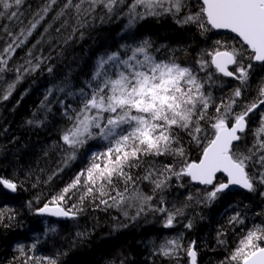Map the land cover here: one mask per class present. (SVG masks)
Instances as JSON below:
<instances>
[{
	"label": "trees",
	"instance_id": "trees-1",
	"mask_svg": "<svg viewBox=\"0 0 264 264\" xmlns=\"http://www.w3.org/2000/svg\"><path fill=\"white\" fill-rule=\"evenodd\" d=\"M133 2L119 0L109 11L103 4L91 5V0L83 3L72 0L68 7H65L68 0H55V3L21 0L18 6L7 10L16 12L15 17L0 16V56L7 61V70L0 73V177L13 179L19 185L16 192L0 186V211L5 213L0 220V264H25L20 245L29 258L63 253L60 264H120L121 260L124 264H190L183 249L179 257H164L158 251L165 239L181 234L185 247L191 241L196 242L198 264H221L249 229L264 225V185L257 184L255 192L231 190L207 203L202 194H196L197 188L203 193V186L189 183L187 178L177 182L175 177L171 186L163 193L157 192L152 201L153 208L160 206L159 197L163 195L164 206L169 210L173 205L183 207V215L170 228L164 227L166 214L149 210L147 206L136 216L135 206L97 207L98 201L93 203L88 199L82 205L83 212L75 219L57 221L37 215L36 209L87 165L92 152L104 151L107 146L106 141L89 140L77 150L76 159L65 166L68 149L61 136L71 122L64 112L68 109V115H72L71 110L80 107V90L89 92V83L95 87L92 74L100 57L119 52L126 59L131 53L126 55L122 46L135 47L148 40L150 52L158 60L175 58L195 69L201 51L210 50L214 41L238 44V38L231 33L211 30L201 34L195 24L176 23L189 12L198 11L201 0H186L187 7L175 17L171 14L146 16L129 26V7ZM46 6L49 10L44 14L42 10ZM143 11L142 6L136 9V12ZM0 12L6 10L0 6ZM41 15L43 19L32 34L26 39L20 36L16 40L19 46L13 45L15 51L5 53L4 48L13 43L21 30L26 33ZM37 64L39 67H35ZM17 68L19 72L15 71ZM262 80L264 66L254 62L249 87L242 90L244 103L255 99ZM12 83L15 88L5 100L2 97ZM221 83L223 87L210 89L214 96L225 95L239 85L228 77L222 78ZM263 111L264 105L250 114L249 131L240 142L242 151L252 147V130L259 126ZM179 136L185 147H189L187 136L183 132ZM198 152L192 146L190 158H196ZM172 159L170 156L146 157L140 168L132 169V174L134 178L142 177L148 167L167 164ZM255 170L264 169L255 163ZM219 176L224 179L223 175ZM139 187L152 194L149 181H139ZM190 194L194 199L186 201ZM76 202L77 197L73 196L69 205ZM237 213L243 223L230 224V218ZM189 221L193 225L191 229L185 227ZM52 227L55 232L49 231ZM77 233L84 235L77 236ZM221 240L223 243H219ZM33 244L35 249L31 248Z\"/></svg>",
	"mask_w": 264,
	"mask_h": 264
},
{
	"label": "snow or ice",
	"instance_id": "snow-or-ice-1",
	"mask_svg": "<svg viewBox=\"0 0 264 264\" xmlns=\"http://www.w3.org/2000/svg\"><path fill=\"white\" fill-rule=\"evenodd\" d=\"M118 2L91 0V5L103 4L111 11ZM20 3L21 0H0V6L6 10L0 12V16L8 14L15 17L16 12L7 10ZM71 3L72 0H68L65 7ZM141 6L144 11L136 12ZM75 7L79 11L80 5ZM186 7V0H134L129 7V26L146 16L171 14L175 17ZM48 10L46 6L42 11L46 14ZM42 19L43 15L30 25L26 33L21 30L3 51L14 52L13 45L19 46L16 40L20 36L25 39L30 36ZM176 23L195 24L201 34L228 30L238 38V44L214 41L210 50L201 51L195 69L182 65L175 58L158 60L150 52L148 40L135 47L122 46L126 55L131 53L126 59H122L119 52L100 57L92 74L95 87L89 83V92L80 90V107L72 109V115H68V109L64 112L71 122L61 136L68 149L65 166L68 161L76 159L77 150L89 140L100 139L106 141L107 146L104 151L92 152L87 165L69 184L37 208L38 213L75 219L83 212L82 205L88 199L93 203L98 201L97 207L135 206L138 208L136 216L147 206L149 210L166 214L164 227L170 228L177 217L183 215V207L173 205L169 210L164 206L163 195L159 197L160 206L153 208L152 201L157 192L163 193L171 186L173 177L177 182L187 178L189 183L205 186L203 193L197 188L196 194H202L207 203L216 201L232 187L255 192L257 184L264 185V170H255V163L264 169V113L259 126L252 130V147L245 151L240 148L244 134L249 131L250 114L264 105V80L257 86L255 99L247 103L242 100V90L249 87L253 63L264 66V0H201L198 11L189 12ZM0 64L4 65L0 67L2 73L7 70L3 56H0ZM200 73H204L203 76ZM224 77L238 81L239 85L225 95L214 96L210 89L223 87L221 81ZM14 88L15 83L9 84L2 98L8 99ZM179 132L187 136L189 147L181 142ZM192 146L199 150L196 158H190ZM161 156L172 157V162L150 166L142 177L134 178L132 169L140 168L144 158ZM218 174H222L224 179ZM139 181L151 183V195L140 189ZM0 186L16 192L19 185L13 179L0 177ZM180 186L184 187L183 184ZM73 196L77 197V202L69 205ZM185 199L192 201L194 197L190 194ZM4 214L0 211V220ZM229 223L243 221L237 213ZM185 227L191 229V221ZM49 231L55 232L56 229L52 227ZM182 235L165 239L158 246L159 254L179 257L183 249L190 258V264H197L196 242L191 241L185 247ZM35 247V244L31 246L32 249ZM19 250L26 258L25 264L31 261L34 264H60V256L63 255L57 253L55 256L29 258L23 245ZM120 264H124L123 260ZM221 264H264V225L249 229Z\"/></svg>",
	"mask_w": 264,
	"mask_h": 264
},
{
	"label": "water",
	"instance_id": "water-1",
	"mask_svg": "<svg viewBox=\"0 0 264 264\" xmlns=\"http://www.w3.org/2000/svg\"><path fill=\"white\" fill-rule=\"evenodd\" d=\"M220 31H227V32H229L228 30H220ZM234 34V33H233ZM219 175V174H218ZM232 189H241V188H239L238 186H236V187H232L231 188V190ZM244 190V189H243ZM247 191V190H246ZM37 214L38 215H41V216H43V217H46V218H52V219H55V220H60V221H63V220H68V219H70V218H65V217H53V216H50V215H48V214H40V213H38L37 212ZM198 264V263H197Z\"/></svg>",
	"mask_w": 264,
	"mask_h": 264
},
{
	"label": "rangeland",
	"instance_id": "rangeland-1",
	"mask_svg": "<svg viewBox=\"0 0 264 264\" xmlns=\"http://www.w3.org/2000/svg\"><path fill=\"white\" fill-rule=\"evenodd\" d=\"M262 113H264V111ZM260 121H261V119H260Z\"/></svg>",
	"mask_w": 264,
	"mask_h": 264
},
{
	"label": "bare ground",
	"instance_id": "bare-ground-1",
	"mask_svg": "<svg viewBox=\"0 0 264 264\" xmlns=\"http://www.w3.org/2000/svg\"><path fill=\"white\" fill-rule=\"evenodd\" d=\"M260 79H261V78H260ZM260 79H259V80H260ZM61 151H62V150H61ZM5 205H6V204H5Z\"/></svg>",
	"mask_w": 264,
	"mask_h": 264
}]
</instances>
